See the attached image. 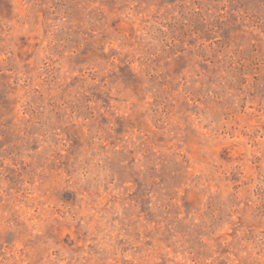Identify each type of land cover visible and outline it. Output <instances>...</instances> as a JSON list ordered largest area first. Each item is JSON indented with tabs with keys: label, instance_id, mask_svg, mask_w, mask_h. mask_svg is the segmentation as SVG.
Listing matches in <instances>:
<instances>
[{
	"label": "rangeland",
	"instance_id": "obj_1",
	"mask_svg": "<svg viewBox=\"0 0 264 264\" xmlns=\"http://www.w3.org/2000/svg\"><path fill=\"white\" fill-rule=\"evenodd\" d=\"M0 264H264V0H0Z\"/></svg>",
	"mask_w": 264,
	"mask_h": 264
}]
</instances>
